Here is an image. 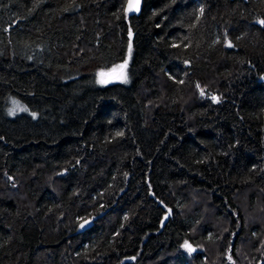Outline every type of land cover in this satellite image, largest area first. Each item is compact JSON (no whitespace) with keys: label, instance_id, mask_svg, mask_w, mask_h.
<instances>
[{"label":"trees","instance_id":"16d2710c","mask_svg":"<svg viewBox=\"0 0 264 264\" xmlns=\"http://www.w3.org/2000/svg\"><path fill=\"white\" fill-rule=\"evenodd\" d=\"M125 3L0 0V264H264V0Z\"/></svg>","mask_w":264,"mask_h":264},{"label":"water","instance_id":"95a60500","mask_svg":"<svg viewBox=\"0 0 264 264\" xmlns=\"http://www.w3.org/2000/svg\"><path fill=\"white\" fill-rule=\"evenodd\" d=\"M142 3H143V0H139L138 7L134 8L131 11H129L128 10L129 0H126L125 9H124L125 14L127 16H129V17L138 16L140 14V11H141ZM257 24L259 25L260 23H257ZM229 45L230 44H228V46ZM117 75H118V73L117 72H114V73H111V74L107 75V78L108 79H113V78L117 77ZM213 98H216V96H214ZM213 100L216 101V99H213ZM91 223H92V221L91 220H88L85 223H83L82 227L83 228L88 227V226L91 225ZM190 253H194V251H190ZM132 261H133V259H130V260H127L126 263H131Z\"/></svg>","mask_w":264,"mask_h":264},{"label":"rangeland","instance_id":"374dc122","mask_svg":"<svg viewBox=\"0 0 264 264\" xmlns=\"http://www.w3.org/2000/svg\"><path fill=\"white\" fill-rule=\"evenodd\" d=\"M114 72H117V73H118L117 77H115V78L112 79V80L108 79V78H107V75H109V74H111V73H114ZM103 74H104V75H103L102 77H103L105 80H107L109 84H111V83H115V82H120V83L126 84V83L128 82V80H127V76H126L125 72L122 71V69H119V70L116 69V70L108 71V72L103 73ZM109 81H110V82H109ZM21 108H22V107H21ZM20 111H22V110H20ZM208 213H209V212H208ZM187 245L190 246V248L192 249L191 251H194V252L197 251V249L194 248L191 244L188 243ZM184 249H185L186 253H188V254L190 253L189 248L185 247ZM190 254H193V253H190Z\"/></svg>","mask_w":264,"mask_h":264},{"label":"snow or ice","instance_id":"6c2138e0","mask_svg":"<svg viewBox=\"0 0 264 264\" xmlns=\"http://www.w3.org/2000/svg\"><path fill=\"white\" fill-rule=\"evenodd\" d=\"M138 3H139V0H129V5H128V10L131 11L133 10L134 8L138 7ZM259 23L261 25H264V20H261L259 21ZM129 35L131 36V33H129ZM230 46V45H229ZM125 65H122L121 67H124ZM101 76H103L104 74L101 73L100 74ZM105 81L101 80V83H104ZM213 99H216V98H213ZM13 104L15 105V108L13 109V111L16 110V108H20L18 102L16 101H13ZM20 110L22 111H26V109H23V108H20ZM185 247L189 248V251H191L192 249L190 248L189 245H187V243L185 244Z\"/></svg>","mask_w":264,"mask_h":264}]
</instances>
